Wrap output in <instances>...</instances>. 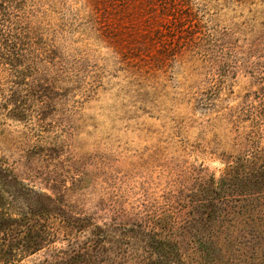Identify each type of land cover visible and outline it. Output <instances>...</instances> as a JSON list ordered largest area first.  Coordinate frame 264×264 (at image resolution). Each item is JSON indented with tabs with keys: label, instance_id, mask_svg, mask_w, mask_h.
<instances>
[{
	"label": "rangeland",
	"instance_id": "374dc122",
	"mask_svg": "<svg viewBox=\"0 0 264 264\" xmlns=\"http://www.w3.org/2000/svg\"><path fill=\"white\" fill-rule=\"evenodd\" d=\"M263 152L264 0H0V188L52 235L12 264L52 261L60 223L165 216L201 218L176 231L184 251L252 226L264 264ZM234 206L255 223L209 218Z\"/></svg>",
	"mask_w": 264,
	"mask_h": 264
},
{
	"label": "trees",
	"instance_id": "16d2710c",
	"mask_svg": "<svg viewBox=\"0 0 264 264\" xmlns=\"http://www.w3.org/2000/svg\"><path fill=\"white\" fill-rule=\"evenodd\" d=\"M241 161L242 164L244 162L254 167L251 173L245 175L246 178L252 180V177L256 179V176L260 177L262 174L261 179L264 181V161H261L260 174L257 170L260 160L246 157ZM0 174L9 177L1 167ZM237 175L239 177L240 173ZM233 177L234 175L230 177V173H226L222 179L229 182ZM1 191L0 188V230H3V237L0 234V264H12L11 260L15 257L33 255L42 250L44 248L42 245L49 243L52 235L46 231L43 225L45 223H37L34 226L23 223L27 218L25 212H19L21 210L17 208L8 209V206H16ZM243 197V201L237 200L236 203L250 201L246 195ZM205 204L201 205L200 210L206 207ZM248 208L250 207L242 206L239 209L235 206L227 209L220 207L212 216L209 217L208 214V217L218 223L226 220L231 223H253L254 220L255 223V216L251 219L252 210ZM261 212L264 214V209ZM37 216L36 222H39L44 219L42 216L47 214L43 211ZM167 218L168 216L160 217L157 223L152 225L138 223L101 227L89 223V219L86 218H76L72 223H60L64 238L67 240V248L54 249L53 260H45V264H233V261L235 264H263V258L258 254L253 241L256 236L252 232V226L249 227V233L242 234L239 239L236 237L229 241L210 243V246L203 241L190 240L186 243L184 251L181 243L174 238L176 231L187 230L191 221L198 222L201 218L194 220L195 217H192L186 223H166ZM14 227L18 229L14 230ZM33 231L34 237L20 238L28 232L32 234ZM83 232H86L84 240L80 241L73 237V233ZM137 248L141 249L144 255L137 257L131 254L132 250ZM237 253L238 255L233 257ZM213 255L221 257V261L215 260Z\"/></svg>",
	"mask_w": 264,
	"mask_h": 264
}]
</instances>
